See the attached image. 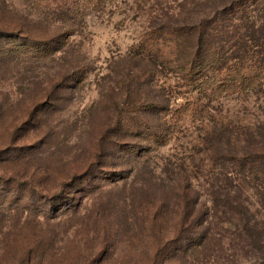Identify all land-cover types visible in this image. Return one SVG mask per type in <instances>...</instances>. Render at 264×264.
I'll use <instances>...</instances> for the list:
<instances>
[{"label":"rangeland","instance_id":"obj_1","mask_svg":"<svg viewBox=\"0 0 264 264\" xmlns=\"http://www.w3.org/2000/svg\"><path fill=\"white\" fill-rule=\"evenodd\" d=\"M231 1L0 0V25L55 38L0 36V264L25 251L37 264H153V229L165 242L186 226L188 245L197 220L206 244L182 264L264 263V161L244 179L252 165L228 157H264V81L211 100L149 69L143 46L164 21Z\"/></svg>","mask_w":264,"mask_h":264},{"label":"trees","instance_id":"obj_2","mask_svg":"<svg viewBox=\"0 0 264 264\" xmlns=\"http://www.w3.org/2000/svg\"><path fill=\"white\" fill-rule=\"evenodd\" d=\"M231 2L230 5L229 2L215 4L208 15L194 23L164 21L148 30L145 37L150 38L144 40L143 46L151 53L149 69L168 67L189 86L211 100L223 94L251 93L260 88L264 81V0ZM0 36L39 44H52L55 39L38 34L36 29L22 22L1 24ZM5 58H8L7 53L0 52V61ZM14 139L19 140L17 137ZM228 157L242 167L246 168L247 163L252 165L249 170L251 174L244 175V179L251 175L255 178L259 176L254 170V164L264 161L263 156L248 153L244 156L230 154ZM236 187L235 192H245V188L240 184ZM235 199L236 202H233V197H229V202L239 213L250 210V206L241 199ZM187 215L188 212L185 211L183 219H187ZM195 215V220L197 217L200 219L202 212L198 211ZM244 226L256 231L257 222L250 218ZM186 231V226H177L175 237L162 242L154 228L153 233L157 241L153 264H182L195 245L198 246L197 250L204 247L210 228L197 220V226H192L188 231L194 233L196 242L188 245L183 244ZM258 239V244L254 246L262 250L264 230L259 232ZM174 243L178 245L177 248H174ZM42 255L43 253L39 252L37 256ZM34 257L36 254L33 251H25L19 261L14 260L6 264H37Z\"/></svg>","mask_w":264,"mask_h":264}]
</instances>
